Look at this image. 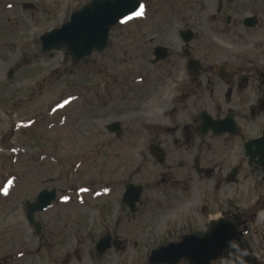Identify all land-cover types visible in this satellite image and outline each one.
Segmentation results:
<instances>
[{
    "label": "rangeland",
    "instance_id": "374dc122",
    "mask_svg": "<svg viewBox=\"0 0 264 264\" xmlns=\"http://www.w3.org/2000/svg\"><path fill=\"white\" fill-rule=\"evenodd\" d=\"M88 1L0 0V264H67L68 255L69 264H148L147 255L157 245L199 228L203 208L194 205L196 198L191 202L195 195L189 191L187 199L135 217L129 229L120 223L115 230L119 246L89 260L96 237L104 232L98 220L111 219L110 212L98 215L94 198L114 191L113 183L119 187V177L149 181L162 169L148 156L145 126L165 123L170 100L162 79L151 82L146 75L151 59L145 47L162 44L179 53L177 29L189 27L195 39L198 34L208 38L228 31L225 14L233 22L229 33H245L243 44L264 38V0H237L220 10L218 0H142L136 15L110 29L103 51L79 62L71 61L65 49L42 52L38 37ZM252 14L260 21L247 31L239 20ZM236 44L226 51H242ZM258 45L260 50L247 48L246 53H254L264 66V45ZM169 65L164 61L158 69L163 74ZM102 78L107 88H100L113 95L108 93L100 109L96 92ZM113 120L121 124L119 136L106 128ZM50 187L58 198L36 213L41 224L36 234L25 218V202ZM259 187L264 215V182ZM68 199L74 211L63 206ZM257 229L237 241L229 263L212 264H264V228Z\"/></svg>",
    "mask_w": 264,
    "mask_h": 264
},
{
    "label": "flooded vegetation",
    "instance_id": "af4514ba",
    "mask_svg": "<svg viewBox=\"0 0 264 264\" xmlns=\"http://www.w3.org/2000/svg\"><path fill=\"white\" fill-rule=\"evenodd\" d=\"M223 4L230 8L237 4V0H218L217 9L220 10ZM239 21L245 30L250 31L258 26L260 19L257 16L251 21L254 24L251 26L244 24L243 17ZM223 24V29L228 27L227 32L211 33L208 38L198 34L199 38L195 39L197 34L192 29V32H180L189 27L177 29L181 42L179 53L173 54L165 46L167 54L161 55L162 50L157 52L155 49L158 45L164 46L162 44L150 46L149 43L145 47L148 59H151L147 60L150 72L146 75L151 82L162 79V87L167 89L170 100L166 103L165 123L145 126L148 156L162 169L149 181L119 177L122 180L119 187L118 183H113L114 191L111 189L110 194L94 198L98 215L110 212L111 219L98 220L104 232L95 239L90 261L101 259L110 248L119 246L120 237L115 230L120 223L129 229L135 217L165 209L170 200L187 199L189 191L191 197L195 195L191 202L196 198L198 201L195 200L194 205L197 206L198 202V206L203 208V215L196 220L199 228L190 229V232L204 233L209 221L217 218L228 219L238 229L233 246L213 263H229L237 241L257 228H264L263 206L258 204L260 181L264 182V66L258 56L249 52L259 48V43L264 45V38L259 42L252 40L247 46L243 44L245 33H229L233 22L227 14ZM187 36L190 38L185 40ZM237 42L243 47L242 51H226L225 47H236ZM217 45H221L222 49ZM167 60L170 65L164 67L162 74L159 65ZM153 72L159 73L158 76ZM102 85L107 88L105 78L101 79L96 92L100 109L104 107L102 101L110 93L113 95V91H102ZM106 128L109 130L108 126ZM114 131L119 136L121 124ZM232 154L237 159L234 164L231 163ZM247 171L251 174H246ZM251 176L259 177V180L248 179ZM129 184L141 185L134 201L123 196ZM54 191V199L44 210L57 200V189L54 188ZM63 206L68 211L75 210V204L70 199ZM124 216V220L120 219ZM259 217L262 220H257ZM39 227L41 231V225ZM171 241L175 240L169 239L160 244ZM67 259L69 264L71 256L68 255ZM182 261L174 264H181Z\"/></svg>",
    "mask_w": 264,
    "mask_h": 264
},
{
    "label": "water",
    "instance_id": "95a60500",
    "mask_svg": "<svg viewBox=\"0 0 264 264\" xmlns=\"http://www.w3.org/2000/svg\"><path fill=\"white\" fill-rule=\"evenodd\" d=\"M140 7V0H89L79 9L72 10L68 21L39 36L41 50H59L65 47L74 60L89 55L92 50L100 51L107 46L110 27L118 20L137 13ZM252 20L254 16H248L244 19V24L252 25ZM189 38L190 36H187L185 40ZM158 49L162 50L161 55L166 54L163 47ZM118 127L117 122H112L108 128L118 130ZM126 188L124 198L129 199L131 187L128 185ZM139 191L140 186H137L133 190L132 200L137 198ZM54 196V189L40 190L34 201L26 203V219L37 224L33 218L34 211L44 209ZM236 235L237 228L231 221L225 218L214 219L209 222V228L202 236L189 234L178 242H169L152 249L148 263L173 264L181 258H186L190 264H209L221 257L222 252L231 246Z\"/></svg>",
    "mask_w": 264,
    "mask_h": 264
},
{
    "label": "snow or ice",
    "instance_id": "6c2138e0",
    "mask_svg": "<svg viewBox=\"0 0 264 264\" xmlns=\"http://www.w3.org/2000/svg\"><path fill=\"white\" fill-rule=\"evenodd\" d=\"M62 199H67L66 197H62Z\"/></svg>",
    "mask_w": 264,
    "mask_h": 264
}]
</instances>
